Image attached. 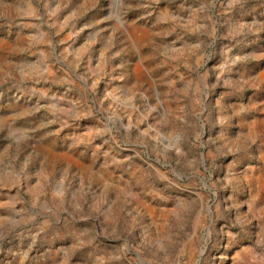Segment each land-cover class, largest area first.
<instances>
[{
	"label": "rangeland",
	"instance_id": "rangeland-1",
	"mask_svg": "<svg viewBox=\"0 0 264 264\" xmlns=\"http://www.w3.org/2000/svg\"><path fill=\"white\" fill-rule=\"evenodd\" d=\"M0 264H264V0H0Z\"/></svg>",
	"mask_w": 264,
	"mask_h": 264
}]
</instances>
